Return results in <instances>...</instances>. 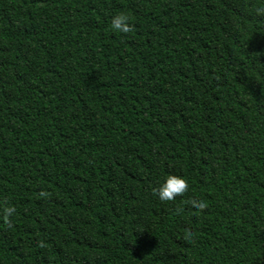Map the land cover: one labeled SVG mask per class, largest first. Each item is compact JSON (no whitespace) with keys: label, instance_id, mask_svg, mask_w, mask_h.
Instances as JSON below:
<instances>
[{"label":"trees","instance_id":"trees-1","mask_svg":"<svg viewBox=\"0 0 264 264\" xmlns=\"http://www.w3.org/2000/svg\"><path fill=\"white\" fill-rule=\"evenodd\" d=\"M261 7L0 0V264H264Z\"/></svg>","mask_w":264,"mask_h":264},{"label":"clouds","instance_id":"clouds-1","mask_svg":"<svg viewBox=\"0 0 264 264\" xmlns=\"http://www.w3.org/2000/svg\"><path fill=\"white\" fill-rule=\"evenodd\" d=\"M256 13L258 15H264V7L257 8ZM110 28L114 33L128 34L132 31L133 26L130 23V17L120 12L112 16L110 22ZM188 182L185 178L179 175L168 174L164 180L154 189L158 199L162 202H172L178 197L183 196L188 190ZM41 196H46L47 193L41 192ZM191 205L194 209L202 210L206 207L203 201L193 200ZM16 209L10 204H5L0 207V220H3L5 224L10 225V218L14 216Z\"/></svg>","mask_w":264,"mask_h":264}]
</instances>
